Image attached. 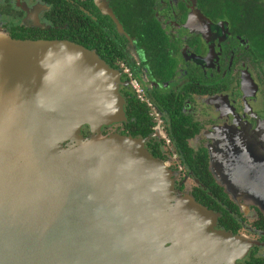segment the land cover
I'll return each instance as SVG.
<instances>
[{
  "label": "water",
  "instance_id": "water-1",
  "mask_svg": "<svg viewBox=\"0 0 264 264\" xmlns=\"http://www.w3.org/2000/svg\"><path fill=\"white\" fill-rule=\"evenodd\" d=\"M123 106L95 52L0 35V264L228 263L143 143L102 134ZM230 138L226 165L254 168Z\"/></svg>",
  "mask_w": 264,
  "mask_h": 264
},
{
  "label": "flooded vegetation",
  "instance_id": "flooded-vegetation-1",
  "mask_svg": "<svg viewBox=\"0 0 264 264\" xmlns=\"http://www.w3.org/2000/svg\"><path fill=\"white\" fill-rule=\"evenodd\" d=\"M262 8L264 0H0V30L95 52L114 69L125 110L102 134L144 140L172 171L176 194L254 240L235 264H264V212L232 197L208 146L224 123L226 137L243 134L264 151Z\"/></svg>",
  "mask_w": 264,
  "mask_h": 264
},
{
  "label": "rangeland",
  "instance_id": "rangeland-1",
  "mask_svg": "<svg viewBox=\"0 0 264 264\" xmlns=\"http://www.w3.org/2000/svg\"><path fill=\"white\" fill-rule=\"evenodd\" d=\"M0 35L9 36L2 30H0ZM124 111L125 110L123 106V112ZM224 125L225 124L222 123L215 128L216 133L210 137V142L208 144V146L210 145L212 169L216 176H220L222 182L226 185V188L231 193L232 197L236 198L237 200H242L246 204L257 205L264 212V193L259 191L255 185V182L261 179V175L259 173H264V166L260 164L264 162V151L260 153L254 144L246 139L245 135L241 134L239 135L241 140L238 143L242 144L244 142L243 148L246 154L251 156L252 163L257 165V167L250 168L248 166H239L237 165L238 161H236L232 166H227L224 159L223 149L226 145L232 144V141L235 139L227 138L225 133V135H223ZM135 139L143 143L148 154L153 155L146 147L144 140L140 138ZM261 142L264 144V141ZM154 158H156L157 162L159 163L161 170L167 176H169V180H172V171L168 167L167 163L155 156ZM226 169L230 170L228 171ZM181 196L187 197V202L193 206L194 213L191 212V217L186 213L185 216L192 221L196 219L198 226L195 227V231H197V229L206 231L209 235H211L210 238L215 240L217 243L221 245H228L229 248L233 250L230 252L232 257L229 259L227 264H235L238 260H242L244 256H246L250 247L254 244V240L250 236L244 233L234 234L219 227L217 224L218 215L216 212L198 203L190 195ZM194 203L198 205V208L194 206ZM241 250H244L245 254H241Z\"/></svg>",
  "mask_w": 264,
  "mask_h": 264
},
{
  "label": "trees",
  "instance_id": "trees-1",
  "mask_svg": "<svg viewBox=\"0 0 264 264\" xmlns=\"http://www.w3.org/2000/svg\"><path fill=\"white\" fill-rule=\"evenodd\" d=\"M247 3L256 4L257 3V0H247ZM262 9L264 10V8H262Z\"/></svg>",
  "mask_w": 264,
  "mask_h": 264
}]
</instances>
